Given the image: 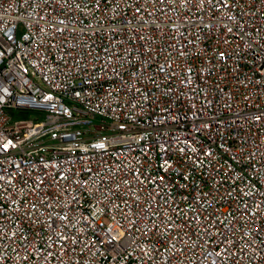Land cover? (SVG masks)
Masks as SVG:
<instances>
[{
  "label": "built area",
  "instance_id": "built-area-1",
  "mask_svg": "<svg viewBox=\"0 0 264 264\" xmlns=\"http://www.w3.org/2000/svg\"><path fill=\"white\" fill-rule=\"evenodd\" d=\"M0 264H264V0H0Z\"/></svg>",
  "mask_w": 264,
  "mask_h": 264
},
{
  "label": "rangeland",
  "instance_id": "rangeland-1",
  "mask_svg": "<svg viewBox=\"0 0 264 264\" xmlns=\"http://www.w3.org/2000/svg\"><path fill=\"white\" fill-rule=\"evenodd\" d=\"M26 115H31V117H34L30 112H27Z\"/></svg>",
  "mask_w": 264,
  "mask_h": 264
}]
</instances>
